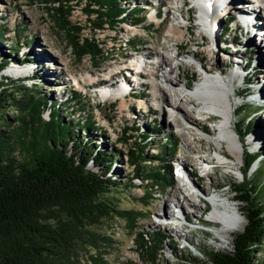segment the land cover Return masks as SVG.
<instances>
[{"label": "rangeland", "instance_id": "rangeland-1", "mask_svg": "<svg viewBox=\"0 0 264 264\" xmlns=\"http://www.w3.org/2000/svg\"><path fill=\"white\" fill-rule=\"evenodd\" d=\"M72 1L64 3V0H0V27L7 36L4 38V44L0 45L2 52L8 53L9 47H18V55L12 57L20 59L25 56V52H30L27 60L32 58L35 61L9 64L0 75L8 83L23 79L25 85H33L47 100L56 101L59 114L64 119L83 117L92 120L95 123L92 135L98 137L102 145L114 147L116 151V163L108 175H114L121 186L112 190L109 197L119 210H132L140 214L132 225L126 217L114 214L104 220L98 228L90 227L83 234L82 240L78 241L74 258L79 264H206L209 254L230 252L233 249L234 235L242 230L230 235L229 241L224 244L219 235L222 233V224H210L206 221L210 220L208 215L212 209H209L207 214L204 213L207 204L197 195L200 192L201 197L215 194L230 198V203L240 213L244 204L235 198L234 186L243 181L245 149L262 152V161L254 162L249 169L248 180L260 188L255 198L264 201V144L256 145L250 140L255 131L264 132V109L259 108L264 107V62L258 61L260 50H264V39L257 35L264 29V21L252 25L244 23L239 16L238 7L248 0H226L224 4H227V10L219 16L214 29L206 33L197 25V9L193 0H181V3H178L180 0H128L133 3V9L141 10L140 22L133 23V18L128 14L124 21L114 27L105 24L102 28L93 30L88 26V18L81 10L90 0H81L76 4ZM91 2L94 3L93 0ZM121 5L127 6L123 2ZM54 6L59 7L60 11L56 12ZM66 6L71 8L68 17L70 22L81 26L80 37L94 38L102 49L101 53L95 56L88 53L80 57L75 56V49L71 48L66 31L59 27L60 17L68 11ZM92 7L96 8L97 4H92ZM142 7L150 10L142 11ZM152 13H158L159 18H151ZM180 13L187 16L188 21L179 19L172 24L182 27L183 38L178 41H165V30L172 15ZM131 14L134 15V10H131ZM94 17L92 14L90 19ZM20 28L22 32L18 31ZM165 42H168L167 47L176 45L178 49L177 58L172 59L173 64L180 65L174 76H179L180 81L177 82L185 84L187 88H191L201 72L206 69L211 70L213 74L219 72L234 75L230 94L234 112L230 128L237 134L242 145V153L238 159L229 155L230 158L223 159L222 163L217 161L214 140L218 131V117L208 114L207 111L199 112L190 106L187 108L191 111L192 119L199 127L204 126L206 132L195 130L196 135L186 136L196 148H201L202 153L196 155L187 152L183 137L178 133L180 128L173 126L165 111L164 102L169 99L168 94L162 92L157 96L164 108L158 110L150 92L149 74L143 69L136 72L130 69L129 65L122 66L123 62L126 64L144 52L151 58L157 52L168 56ZM111 64L120 67L106 77L103 70ZM162 71H165L163 66L160 67L159 74ZM86 72H90L89 77L94 74L96 76L92 79L87 77L82 81L81 74ZM134 74L137 75L136 79L131 77ZM73 76H76L79 84ZM245 78H251L250 84L247 85L248 92L240 93L241 87L246 86ZM120 84L123 85V91L115 98L111 95L110 98L102 99L97 93L101 87H118ZM71 91L78 93V101L69 99ZM66 98L68 99L65 100ZM122 101L126 104L125 108L121 107ZM139 102L144 105L139 106ZM243 103L245 109L240 111L239 107ZM15 114L14 109L7 111L10 118ZM42 117L47 119L48 111H45ZM243 120L248 129L246 128L247 133L243 137H239V127ZM148 123H156L158 130H151ZM135 127L139 130L136 131ZM0 129H3L1 120ZM151 134L153 136L150 137ZM85 137V132L81 131L80 138ZM168 142L176 144L172 153L163 156V159L153 158V155L159 152V147L163 143L168 145ZM141 144H144L145 153L149 156L148 161L141 167L144 170H171L172 181L169 173L168 183L152 182L144 172L135 175L136 171L128 157V151L132 149L133 155H136ZM222 147L228 153L225 142ZM168 149L171 148L168 146ZM14 155L18 159L21 157L17 152ZM198 156L210 163L202 166ZM182 161L186 164L185 174L179 165ZM257 164L259 168L252 172ZM88 168L98 170L91 163ZM189 179L193 184V181L196 182L194 187H187ZM180 191L187 198L194 199L203 210L195 213L193 208L185 204L184 208L175 207L178 203L182 205L181 201L173 205L179 201L175 195L181 198ZM164 210L177 213L179 221L171 218L166 220V225L163 224L162 220L157 218V213ZM155 231L163 234L161 239ZM139 235H145L147 241L156 246L154 260H151L149 255L142 256ZM93 240H96L97 245L90 242ZM186 244L188 246H185ZM258 254L257 252L256 255Z\"/></svg>", "mask_w": 264, "mask_h": 264}, {"label": "trees", "instance_id": "trees-1", "mask_svg": "<svg viewBox=\"0 0 264 264\" xmlns=\"http://www.w3.org/2000/svg\"><path fill=\"white\" fill-rule=\"evenodd\" d=\"M71 1L64 0V3ZM93 1L96 8L92 7L91 0L83 7L88 26L93 30L105 24L114 27L128 14L133 23L140 22L141 10L133 9V3L128 0ZM122 2L127 6L123 7ZM66 7L67 14L60 17L59 27L66 31L75 56L101 53L94 38L80 37L81 26L70 22L71 8ZM53 8L60 11L59 7ZM92 14L94 19H90ZM18 31L22 32V28ZM4 38L7 36L0 27V45L4 44ZM12 55H18V47H9L8 53H3L0 48V72L9 64L35 62L32 58L27 60L30 52H25L20 59ZM245 79L246 86L241 87L240 93L248 92L251 78ZM77 95L76 91H71L69 99L78 101ZM244 106L245 103L239 110H244ZM58 107L56 101L47 100L33 85H25L23 79L8 83L0 75V120L3 125L0 129V264H79L74 253L78 241L90 227L98 228L114 214L126 217L132 225L140 214L119 210L109 197L112 190L121 186L114 175H108L116 163L114 147L102 145L101 140L92 135L95 130L92 120L83 117L64 119ZM9 109L16 111L12 118L7 115ZM45 111H48L47 119L42 117ZM148 127L153 131L159 128L156 123H148ZM246 128L243 120L239 137L247 133ZM135 130L139 129L135 127ZM81 131L85 132V138H80ZM175 148L174 142L163 143L153 158L163 159ZM15 152L21 155L19 159ZM128 153L136 176L144 172L152 182L168 183L169 173L172 181L171 170H144L141 167L149 157L144 144L139 146L136 155L132 149ZM261 154L243 149V181L234 186V191L235 198L244 204L240 214L245 219V226L234 235L230 252L209 254L206 264H264V201L255 198L260 188L248 180L254 162L262 161ZM89 163L98 170L89 169ZM258 168L257 164L252 172ZM155 233L162 238V233ZM139 240L142 256L146 254L154 260L156 246L151 245L145 235H139ZM90 242L97 245L96 240Z\"/></svg>", "mask_w": 264, "mask_h": 264}, {"label": "bare ground", "instance_id": "bare-ground-1", "mask_svg": "<svg viewBox=\"0 0 264 264\" xmlns=\"http://www.w3.org/2000/svg\"><path fill=\"white\" fill-rule=\"evenodd\" d=\"M225 1L226 0H193L194 7L197 9V15L195 17L197 20V25L201 27L206 33H209L211 29H214V25L218 23L219 16L222 15L225 9L227 10V4H224ZM181 2V0L178 1V3ZM238 8L239 16L242 18L244 23H249L252 25L253 23L260 22L262 20L264 21V0H248V2L243 3ZM150 16L151 18H154L153 13ZM172 16L173 17L170 20V23L168 24L164 34L165 41L169 40L171 42L172 40H181L184 36V30L182 27L179 25H174L172 22H178L179 19L188 21L187 16L185 17V15L182 13L179 15L173 14ZM257 35L262 36V39H264V29L259 31ZM165 43L166 44H164V47H167L168 42ZM167 49L168 56L157 52V54L151 58L146 52H144L136 57H133V59H130V61L126 62V64L123 62L122 66L129 65L132 66L133 69L144 67L142 69L145 70L149 74V78H151L150 92L153 96V100L155 101V108L158 110H163L164 108L157 96L162 92L163 94H168L169 99L167 98L164 102L166 105L165 111L167 112L168 120L173 124V126L180 128L178 133L181 135V137H183L187 152L194 153L196 155L202 153L201 148H196L191 142L187 140L186 136L191 137L193 134L196 135L197 133L195 130H199L203 133L206 132L204 126L199 127V124L192 119L190 113L191 111L187 108L190 106L196 110H199V112L207 111L208 114H213L218 117V131L214 140L217 148L215 150V158L217 161L222 163L223 159H229L230 156L238 159L242 153V145H240L237 134L235 135V133L231 131L230 128L232 115L234 112V107L230 99L234 75H224L220 74L219 72H217V74H213L211 70L206 69L205 71L201 72L200 77L198 80H196L195 84L191 88H187L185 84L182 85L181 83L177 82L180 81L179 76H174L175 70H177L180 66L178 63H172V59L174 57L176 58V53L178 50L176 45L167 47ZM188 56L191 57L190 54H188ZM181 61L183 63L185 62V60ZM258 61L264 62V50L262 49L260 50ZM161 66H163L165 71H162L159 74ZM119 67V65L111 64L103 70V74L106 77H109L111 73H114L117 69H119ZM18 71L22 73L21 70ZM89 74L90 72L81 74V80L85 81L87 77H89ZM94 76L96 75H92V77H89V79H92ZM136 78L137 75L133 76V79ZM73 79L77 80V83L79 84V80L76 78V76H73ZM161 83L164 85H161ZM167 89L169 92H167ZM122 91L123 85L120 84L118 87H101V89L98 91V94L102 99H107L110 98L111 95L114 98L117 97L122 93ZM138 105L142 106L144 103L139 102ZM125 106L126 104L124 101H122L121 107L125 108ZM250 138V140L254 141L256 145L264 144V132L255 131L254 135H252ZM223 142L226 143L229 154L224 151L222 147ZM198 157L202 166H206L210 163L206 159H203L200 156ZM179 165L181 166V171L183 170V173L184 171L186 172L185 161L180 162ZM188 175H190L189 171ZM193 182L196 184L195 181ZM186 184L187 187H194L191 179H189V183L187 182ZM198 190L202 191V189ZM180 193L182 195L181 198L178 195H175L179 201L173 203V205L181 201L183 206L181 204L179 205L178 203L177 205H174L175 207L180 206V208H184L185 204L187 207L193 208L195 213L201 212L203 210V207L198 206L194 199L187 198L182 191H180ZM197 196L201 197L200 192H198ZM210 201L214 208L209 212L208 219L222 224L223 234L221 233L219 235L220 238H222V242L227 244L230 235L237 231L243 230L245 226V219L239 213L237 208L230 203V198H224L220 195L218 196L214 194L210 196ZM157 218L162 220L163 224L166 225V220L171 218L175 219V221H178L179 215L172 213V211L164 210L157 213ZM184 237H186V235Z\"/></svg>", "mask_w": 264, "mask_h": 264}, {"label": "built area", "instance_id": "built-area-1", "mask_svg": "<svg viewBox=\"0 0 264 264\" xmlns=\"http://www.w3.org/2000/svg\"><path fill=\"white\" fill-rule=\"evenodd\" d=\"M72 2H75V4H76V3H79L80 1L78 2L77 0H74V1H72ZM84 6H85V5H84ZM81 10H82V12H83V7L81 8Z\"/></svg>", "mask_w": 264, "mask_h": 264}]
</instances>
